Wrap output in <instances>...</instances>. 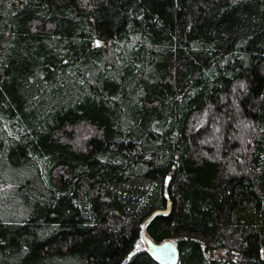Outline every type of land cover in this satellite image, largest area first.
<instances>
[{
    "label": "trees",
    "instance_id": "obj_1",
    "mask_svg": "<svg viewBox=\"0 0 264 264\" xmlns=\"http://www.w3.org/2000/svg\"><path fill=\"white\" fill-rule=\"evenodd\" d=\"M143 235L264 264V0H0V264Z\"/></svg>",
    "mask_w": 264,
    "mask_h": 264
},
{
    "label": "water",
    "instance_id": "obj_2",
    "mask_svg": "<svg viewBox=\"0 0 264 264\" xmlns=\"http://www.w3.org/2000/svg\"><path fill=\"white\" fill-rule=\"evenodd\" d=\"M170 208L171 203L168 204L167 210L159 211L156 214L167 215ZM143 239L147 245V251L157 263L178 264L180 258L179 249L173 240H166L161 243H157L147 235H143Z\"/></svg>",
    "mask_w": 264,
    "mask_h": 264
},
{
    "label": "rangeland",
    "instance_id": "obj_3",
    "mask_svg": "<svg viewBox=\"0 0 264 264\" xmlns=\"http://www.w3.org/2000/svg\"><path fill=\"white\" fill-rule=\"evenodd\" d=\"M142 249H147V245L143 239V236L142 238L140 239L138 245H137V248L136 250L139 251V250H142ZM262 257L264 258V248L262 249Z\"/></svg>",
    "mask_w": 264,
    "mask_h": 264
}]
</instances>
